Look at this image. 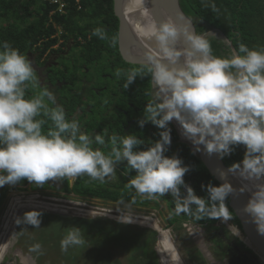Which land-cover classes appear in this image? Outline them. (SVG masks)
<instances>
[{
    "label": "clouds",
    "instance_id": "obj_1",
    "mask_svg": "<svg viewBox=\"0 0 264 264\" xmlns=\"http://www.w3.org/2000/svg\"><path fill=\"white\" fill-rule=\"evenodd\" d=\"M201 4L217 11L214 0H201ZM57 29L60 34L58 26ZM147 29L146 35L154 41L158 55L147 56L138 67L115 71L118 79L125 77L122 85L125 89L138 75L150 76L152 98L147 101L143 118L137 123L143 128L151 122L161 131L160 138L146 150H136L145 141L135 134L109 135L107 128L95 135L82 131L79 120L68 119L54 92L41 84L28 57L9 42L0 41V187L15 185L24 179L40 187L49 181L85 175L91 181L104 184L118 179L116 165L126 162V168L136 172L128 179L127 189L149 200H157L169 193L176 215L183 213L197 221L219 218L223 227L242 241L238 236L240 230L228 221L233 218V213L225 203L234 192L233 186L227 181L209 184L208 198L198 196L185 183L188 166L183 165L178 156L164 154L171 143L168 125L175 119L181 125L183 135L197 148L203 145L209 155L218 153L223 157L233 151L232 146H245L243 160L232 164L229 171L252 182L251 187L245 185L240 189L241 192L251 191L244 212L252 218L257 232L264 235V47L249 48L240 43L238 48L232 47V51L228 46L231 55L221 57L213 54L206 34L193 32L187 24L180 25L171 17L159 23L153 21ZM91 35L110 40L113 47L117 44V38H109L103 27H96ZM180 57H183L182 63ZM29 88L34 93L31 96L26 95ZM45 125L48 126L46 131ZM171 125L177 131L175 125ZM27 184L23 190L11 191L46 193L30 189ZM182 186L186 195L181 193ZM11 191L4 194L0 216ZM150 211L158 212L149 209L145 213ZM42 213L26 206L16 217L13 232L16 224L39 228ZM168 213L172 214L169 210ZM156 219L160 223L157 215ZM180 225L190 233H197L191 236L193 239L198 236V223L186 219ZM193 226L198 229L194 230ZM85 243L81 227L71 226L61 239L60 247L62 252H67L69 248L82 247ZM201 249L206 251L207 248L201 246ZM29 252L42 254V246L36 243Z\"/></svg>",
    "mask_w": 264,
    "mask_h": 264
},
{
    "label": "trees",
    "instance_id": "obj_2",
    "mask_svg": "<svg viewBox=\"0 0 264 264\" xmlns=\"http://www.w3.org/2000/svg\"><path fill=\"white\" fill-rule=\"evenodd\" d=\"M61 1L65 3L63 12H58V4L50 3L49 0H0V41L9 42L24 54L32 49H37L39 46L42 48L41 51L49 48L51 52H62L66 45L72 46L71 43L74 45L79 44L78 37L81 36L85 39L86 32L84 28L86 27H81L80 22H77L78 20H82L81 24L85 23L87 27H90V24L95 28L103 27L109 38L112 35L116 37L117 17L113 13L112 0ZM214 3L217 11H213L211 7H204L201 4V0H179L180 7L187 16L196 18L199 22L203 23L199 24L198 27L195 24L197 33L205 30L206 27L216 26L215 28L231 42L233 48H238L240 43H244L249 48L264 47V0H214ZM57 26L60 28V34ZM60 39L62 41L58 42ZM208 40L214 55L221 56V52L230 53L231 55L227 44L224 42H218L213 38H209ZM55 43L59 45L57 48H53ZM104 46L105 42L98 38L95 43L90 42L83 45L82 51L87 55L93 56L92 52L97 55L100 52V48ZM111 47L115 48L116 53H118L117 45ZM144 76L146 78L150 77L148 75ZM168 126L170 129L172 128L170 122ZM171 131L173 132L172 129ZM232 147L233 151L230 154L223 157L220 156L228 168L234 163L241 162L245 154L244 145L240 144ZM175 152L178 153L175 155L182 160L183 165L189 168V171L184 176L185 183L189 182L188 185L194 189L196 195L207 199L209 196L207 186L209 184L219 185V183L208 173L204 165L192 154L186 144L174 141L171 146H166L164 154L173 156ZM27 183L28 181L24 179L15 185L5 184L0 190L3 192L6 187L23 190ZM82 187H85V185H82ZM73 191L82 197H96L125 203L135 202L136 196L134 193H128L126 187L115 191V189L103 190L101 186L94 185L88 189L85 187L84 192H77L75 189ZM3 198L4 193H0V204H2ZM162 198H165L164 200L167 201V208L173 215L172 221H175L178 225L183 220L189 219L202 226L214 228L212 224L216 223L219 219L204 218L197 221L194 217L183 213L176 215L172 209L174 208V203L171 195L166 193ZM146 203V201L142 202L143 205H146ZM225 203L228 205V197ZM229 210L232 212L230 208ZM94 219L105 221L104 218L100 217ZM232 219L239 225L234 213ZM106 224L108 225L105 226L109 227L110 224H114V221L106 220ZM126 228L127 225H120L117 231L113 230V233L115 235L128 234ZM135 235V239L131 241V244L136 246L137 251L133 255V259L137 255L138 257L137 261H134L133 264H150L148 257L143 258V256L147 255V253H144V247L148 244L149 240H154L155 232L152 229L145 228L138 230ZM111 242H114L111 246L126 245L118 238L111 240ZM90 249L93 252L92 256L94 259L100 260L99 264H106L107 257L99 255L109 254L110 251L104 248L101 242L98 248Z\"/></svg>",
    "mask_w": 264,
    "mask_h": 264
},
{
    "label": "flooded vegetation",
    "instance_id": "obj_3",
    "mask_svg": "<svg viewBox=\"0 0 264 264\" xmlns=\"http://www.w3.org/2000/svg\"><path fill=\"white\" fill-rule=\"evenodd\" d=\"M128 8V6L123 7V10L130 27L133 29L130 21L131 15H129L127 11ZM137 15L139 16V14ZM118 25L119 21L117 18V29ZM80 26L83 28L86 27L84 28L86 35L85 39L81 36L78 37L79 44L74 45L71 43L74 48H78V52L74 56L69 55L72 63L69 61L67 62L68 65L65 63L61 64V66L59 65L60 57L64 55L67 56L70 52L69 49L71 46L69 45H66L62 52H51L49 48L41 51L42 48L39 46L37 49L27 51L25 55L32 62L36 71V75L39 78L41 84L47 85L49 89L54 92L57 98V103L64 107L68 119L75 118L79 120L82 131L95 135L98 132H102L104 128H107L109 135L113 133L120 136L125 134H135L139 139L145 141V143L137 146L136 150H146L148 147H150L151 143L160 138L159 131H161L151 122H147L143 128H141L137 123L139 119L143 118V112L147 101L151 100L152 98V86L149 88V86H147V84L144 82L143 76L138 75L134 82L131 83L127 89H125L122 87L123 83L125 82V77L122 76L118 79L113 74V72L106 71V68L105 72L100 73L98 71V78L89 79V76H91L89 71L91 69V65L90 67L87 65L91 61H94L96 58L100 57L91 55L88 56L81 50V48L87 43H95L98 38L96 39V36L91 35L92 31L95 29L92 24H90V27H87L85 23H80ZM61 41L62 40L60 39V42ZM102 41L105 42V46L100 48V53L101 55L104 54L106 56L104 62L108 67L111 66L116 69L121 68L127 70L140 65V63H131L123 60L118 50V43L116 44L118 53H116L115 48L111 47L109 41ZM58 46V43H55L53 48H57ZM82 52L85 55H82ZM78 60L79 63L77 64ZM86 73L89 74L87 75ZM108 73H111L112 75ZM112 76L115 77V85L109 91L108 97L110 99H104L101 95L102 91L105 92L107 86L106 80H102L101 77ZM98 83H101V85ZM33 94V90L29 88L26 95L31 96ZM107 116H110L111 118L108 121H105ZM47 127V125L44 126L45 131L47 130ZM171 129L170 146L178 139V132L176 129L173 126ZM175 154L178 153L175 152L174 155ZM121 165H124L126 173L128 172L132 174V170H128L126 168V162L117 164L116 169L120 168ZM60 181L61 180L49 181L46 183V187H43L45 186L43 185L37 189L51 195H57L58 192L55 188L57 185H59ZM110 182L113 184L114 180H110ZM188 183L189 182H187V185ZM82 184L85 183L82 182ZM109 189L111 190L110 187ZM114 189L115 188L113 187V190ZM181 189L182 194L186 195V189H184L183 186ZM127 191L129 192L130 190L127 189ZM132 193L136 195L134 191H132ZM164 199L160 197L157 200H149L136 195L135 202L124 204L120 201L118 204L141 207L142 202L146 201V205L156 206L160 209H165L166 207L167 210V201ZM101 200L116 203L105 199ZM172 209L174 210V208ZM171 217L173 218L172 214ZM228 221L240 230L239 225H237L233 219ZM212 225L214 228H209L207 226L198 224L199 234L197 237H200L201 241V245H199L198 248L204 246L211 253L209 258L205 255V257L202 255L204 262H207L208 264H260L258 256L251 250L247 249L245 245H242L238 238L234 237L229 231H227V228L216 223ZM200 228L203 230L202 235L200 234Z\"/></svg>",
    "mask_w": 264,
    "mask_h": 264
},
{
    "label": "rangeland",
    "instance_id": "obj_4",
    "mask_svg": "<svg viewBox=\"0 0 264 264\" xmlns=\"http://www.w3.org/2000/svg\"><path fill=\"white\" fill-rule=\"evenodd\" d=\"M33 10V7H32ZM129 15H133L135 13L139 14L138 18L142 19L143 16L141 13H139L137 10L133 9L132 7H129L127 9ZM194 24H197L196 27H198L199 24H203L201 21L199 22L196 18H192ZM78 23L82 22V20H78ZM151 22H147V26L150 25ZM216 26L212 27H206L205 30L201 31L199 34H206V38H213L218 42H224L229 46L228 40H226L218 31ZM197 29V28H196ZM209 41V40H208ZM60 42V40H58ZM229 49V47H228ZM70 52L68 55L61 56L59 59V65L66 64L67 62H71L70 56H74L78 52V48H74L73 45L70 47ZM82 50V48H81ZM84 52V51H83ZM81 53L82 55H85L84 53ZM66 53V54H67ZM65 54V53H64ZM93 56H97L100 58H96L94 61H91L87 66L90 67V78H98L97 74L98 71L105 72H113L115 75L116 68L114 67H108L104 60L106 59V56L104 54L95 55L94 52L91 53ZM90 56V55H88ZM230 56V53L221 52V57H228ZM79 63V60L77 64ZM109 68V69H108ZM87 75L89 73H86ZM112 75L111 73H108ZM115 77H101L102 80H106V90L105 92L102 91V95L104 99H110L108 97L109 91L114 87ZM144 82L149 86V88L152 86L150 77L146 78L143 75ZM101 85V83H98ZM146 88V86H145ZM153 90V87H152ZM117 105V103H116ZM111 117L107 116L105 118V121H108ZM117 177L118 179L114 180V183L112 184L110 181L107 183L101 184L98 181H91L86 175L79 177L78 180H76L75 190L77 192H84L85 187L92 188L94 185L101 186V189L103 190H110L115 188V191L118 189H122V187H125L128 179L135 175V170H132V174L126 173L124 165H121L120 168L116 169ZM84 182L85 184H82ZM85 185V187L78 186V185ZM47 185L45 184L46 187ZM11 187H6V190L3 192L4 194L6 192L11 191ZM30 188V185H29ZM102 192V191H101ZM104 193V192H102ZM128 193H132V191H129ZM137 195V194H136ZM80 197V196H78ZM105 202V201H103ZM109 203V202H107ZM112 208H115L116 210L122 211V212H130V210H138L145 213V211H148L149 209H155L158 210V212H155L158 219L160 220V223L163 228L169 229L175 238V245L180 252L181 257L185 261L186 264H208L207 262L203 261L202 258V252L200 251V248H198L199 245H201L200 240L193 239L191 236H196L197 233H190L186 228H184L182 225L178 226L176 222L172 221L171 219H167L171 217V214H169L167 211H161L159 207L155 206H144V207H136V206H128V205H119V204H113L110 203V205H105ZM115 206V207H114ZM35 208V207H34ZM42 209V207H39ZM147 208V209H146ZM4 209V207H3ZM20 209H18L19 211ZM46 210V211H44ZM17 211V213H18ZM42 216H41V224L39 228H35L34 226L30 224H16L15 226V232L16 240L14 242V236H13V228H12V234H11V253L8 254V256L5 258L7 259L5 262H10V264H99L98 259H94L93 252L90 248H98L99 243H102V246L106 249H108L110 252L109 254L105 255H99V256H105L106 258V264H133L134 261H137L138 255L133 259V255L137 253L136 246L131 244V241L135 239V234L140 229H152V227L147 226L145 224L139 223L137 221L129 220L130 216L125 213H108L105 212L104 216H69L68 217H59L56 214H54V211L49 210L48 208H43ZM16 213V214H17ZM16 216V215H15ZM104 218L105 221L102 219H94V218ZM82 218V219H81ZM15 219V217H14ZM87 219V220H85ZM93 219V220H90ZM106 220H112L114 221V224H110L109 227L105 226ZM14 220L12 222L13 226ZM216 224L221 225L222 223L219 222V220L216 222ZM120 225H127L126 230L128 231V234L123 235H115L113 232L117 231ZM71 226H79L81 227V231L84 234L86 243L82 247H73L69 248L67 252H62L60 247V241L63 238V236L66 234V231L68 227ZM114 230V231H113ZM134 232V233H133ZM155 232V231H154ZM121 234V232H119ZM200 234H203L202 228H200ZM232 235V234H231ZM156 236L157 232H155V238L154 240L151 239L147 243V245L144 247V253H147L146 256H143V258H149L150 264H159L156 252H155V242H156ZM121 239L126 245H113L114 242H111L113 239ZM192 238V239H191ZM240 238V237H239ZM13 243H15L16 247H19L20 249H15L13 247ZM39 243L42 246V254L35 253V252H29V248ZM242 245V241H240ZM206 252L208 255L211 253L208 249H206ZM143 254V253H142ZM200 257H199V256ZM206 255V254H205ZM14 256V257H13ZM204 256V255H203ZM205 257V256H204ZM141 259V258H140ZM13 262H11V261ZM5 262L1 264H5ZM260 264H264L262 260H259ZM142 264V263H140Z\"/></svg>",
    "mask_w": 264,
    "mask_h": 264
},
{
    "label": "water",
    "instance_id": "obj_5",
    "mask_svg": "<svg viewBox=\"0 0 264 264\" xmlns=\"http://www.w3.org/2000/svg\"><path fill=\"white\" fill-rule=\"evenodd\" d=\"M112 1L113 13L119 21L117 29V43L118 50L123 60H125L126 62L141 64L143 61L147 60V56L158 55L155 47L152 48V52L150 53L148 52L147 48L141 46L135 39L132 38V34L127 26V22L122 11L124 0ZM154 2L157 6H162L165 9L163 11L167 13L172 19H174L178 24H187L189 30L196 32L192 18L187 16L183 12L180 7L179 0H154ZM181 42L184 43L183 37H181ZM228 43L232 51L233 48L231 46V43ZM131 44L138 47L140 49V52L131 51L129 49V46ZM171 123L173 124V122ZM177 141L182 142L188 146L192 154L204 165L208 173L219 184L227 181L233 186L234 192L230 193L228 196V207L232 210V212L238 219L240 233L247 240L248 244H246L244 241L242 242L247 248L252 250V252H254L259 259L264 261V235H261L257 232L256 225L252 222V218L244 212V207L247 204L249 197L246 191H240L242 186L237 181L235 174L229 171V168L225 166L218 153H212L211 155H209L203 145H200L199 148H197V146L194 145L192 141L182 138L180 134H178ZM201 251L205 252L204 249H201Z\"/></svg>",
    "mask_w": 264,
    "mask_h": 264
},
{
    "label": "bare ground",
    "instance_id": "obj_6",
    "mask_svg": "<svg viewBox=\"0 0 264 264\" xmlns=\"http://www.w3.org/2000/svg\"><path fill=\"white\" fill-rule=\"evenodd\" d=\"M127 6L132 7L133 9L137 10L143 16V18L140 19L138 18L137 13L133 15L131 14L130 21H131V26L133 27L134 30L130 27L129 22L126 19L125 12L123 10V7H127ZM154 9L157 13L154 11ZM163 10L165 9L162 6L160 7L157 6L154 0H143V3H142V0H124L123 1L122 11H123L125 20L127 22V26L132 34V38L135 39L141 46L147 48L148 52L150 53L152 52V48L155 47V44H154V41L149 39L146 35V32L148 30L147 22L152 23L153 21H155L159 23L161 20L167 17H170ZM177 47H180V45H177ZM129 49L131 51L140 52V49L132 44L129 46ZM179 62L180 63L183 62V57L179 58ZM171 122H173V124L177 128V131L180 134V136L186 140H189L183 135V130L179 122L175 119H173ZM235 176H236L237 181L241 184V186L246 185L248 187H251V184H252L251 181L245 180L244 178L240 177L237 174H235ZM262 181H264V178H262ZM245 191L248 197L250 198L251 191L249 190H245ZM19 205L20 206L26 205L31 209H36L40 211H43V208H48L49 210L54 211V212H58V210H60L59 207L55 204H51V203L44 202V201H37L33 199H28L26 202L20 203ZM39 207H42V209H40ZM17 211L18 209L10 211V214L6 218V220L9 222V228L0 235V264L7 260L5 258L8 256L9 253L12 254L11 252V243H12L11 234H12V228H13L12 222L13 220L15 222L16 217H18L19 211L18 213ZM71 212H77V213L81 212L82 216H85V217L92 214L89 212L79 211L76 209L72 210ZM61 213L67 214L66 212H61ZM129 220L137 221L139 223L148 225L156 230L157 236H156V242H155V252H156L159 264H186L175 245V238L173 236V233L169 229L163 228L156 218L131 216ZM232 232L235 233V229L232 228ZM13 236H14V242H15L16 235L14 234V232H13ZM238 236L241 238L242 241L248 244L247 240L244 238V236H242V234H239ZM196 240H200V237H196ZM13 247H15V249H20L19 247L15 246V243H13ZM5 264H10V262H5Z\"/></svg>",
    "mask_w": 264,
    "mask_h": 264
},
{
    "label": "built area",
    "instance_id": "obj_7",
    "mask_svg": "<svg viewBox=\"0 0 264 264\" xmlns=\"http://www.w3.org/2000/svg\"><path fill=\"white\" fill-rule=\"evenodd\" d=\"M77 1V0H76ZM50 3H57V11L63 12L65 3L61 0H49ZM28 199H33L37 201H44L51 204H55L59 207V213L66 212L68 215L72 216H82V213L71 212L72 210H79L84 212L92 213L88 216H104L105 212L108 213H125L127 215L135 216V217H149V218H156V214L153 211L143 213L142 211L138 210H130V212H122L116 210L115 208L105 206L110 205V203L103 202L96 198H81L76 197V195L72 194H57L51 195L48 193L40 194L36 191H11L8 196L4 206V210L2 215L0 216V235L9 228V222L6 220L8 215L10 214L11 210L20 209L19 212L23 211L26 208V205L20 206V203L26 202ZM24 207V208H23ZM115 207V206H114ZM22 209V210H21ZM225 221L223 218H221ZM194 230H197V226H193Z\"/></svg>",
    "mask_w": 264,
    "mask_h": 264
},
{
    "label": "crops",
    "instance_id": "obj_8",
    "mask_svg": "<svg viewBox=\"0 0 264 264\" xmlns=\"http://www.w3.org/2000/svg\"><path fill=\"white\" fill-rule=\"evenodd\" d=\"M78 179H79V177H77L75 179L66 178V179L60 181L59 185H57L55 189L59 191V194H72L74 196L76 195V197L80 196L79 194H77L76 192L73 191L75 189V186H77L76 180H78ZM28 184L30 185V189H37L38 188V187L34 186L33 184H30V183H28ZM28 184H27V187H28ZM78 186H82V185H78ZM0 189H1V187H0ZM83 197H81V198H83ZM123 203H125V202H123ZM162 211H167L166 207H165V209H162Z\"/></svg>",
    "mask_w": 264,
    "mask_h": 264
}]
</instances>
